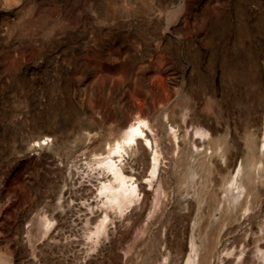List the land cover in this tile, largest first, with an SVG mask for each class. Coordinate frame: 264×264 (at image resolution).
Returning <instances> with one entry per match:
<instances>
[{
  "label": "rangeland",
  "instance_id": "rangeland-1",
  "mask_svg": "<svg viewBox=\"0 0 264 264\" xmlns=\"http://www.w3.org/2000/svg\"><path fill=\"white\" fill-rule=\"evenodd\" d=\"M136 120L153 150L124 162L148 193L104 205L97 145ZM242 123L264 126V0H0V264H201L180 180L241 150ZM262 158L206 264H264L237 241L264 229Z\"/></svg>",
  "mask_w": 264,
  "mask_h": 264
},
{
  "label": "bare ground",
  "instance_id": "bare-ground-1",
  "mask_svg": "<svg viewBox=\"0 0 264 264\" xmlns=\"http://www.w3.org/2000/svg\"><path fill=\"white\" fill-rule=\"evenodd\" d=\"M207 100L215 101V98L208 97ZM114 127L117 128L116 125ZM247 127L248 125L246 123L243 127L245 144L244 146L242 145L243 147L241 150H236V152H234L231 156H226L228 154L220 152L217 156L214 155L216 156L215 159L212 158L211 155V158L214 159L212 164L207 163V160L205 161L207 155L203 156V153L196 156L194 160V157H191L193 161L190 160L192 162L188 163L187 170L185 173L183 172L184 174L181 177L182 180L180 181L183 182L182 185L185 184V189L182 190L180 195L187 207V216L189 217L193 214V211L196 212L194 226L199 229L197 241L199 242L198 248L201 250V264H206L207 255L213 248L211 241L212 236L215 233L217 235V232L221 230L220 226H225L227 230L232 229L233 226L241 220L242 214H244V212L248 210L254 202H257L256 199L259 194L258 191H260V180L255 177V171L257 167H261L263 163L262 154H264V145L261 141L264 136V126H253V129H247ZM46 139H48V137ZM106 140L109 142H105ZM106 140L104 139V142L101 140L99 144L97 143L98 151L95 148L97 151L95 156L97 155L102 159L101 161L99 160L100 178L97 179L98 194L104 197V205L117 203L118 207L122 209L123 206L125 207L127 204L130 205V203L134 202L135 198L141 195V190L145 194H147L149 190V187L145 188V185L143 186L144 183L141 184L137 182L138 179L135 175L138 173L136 172V169L138 170V166H136L137 168L135 169V165L133 167H129V163L127 167L124 161L126 158L128 159L132 156L131 153L141 152L143 154L142 156H148L150 154L148 149L153 150V144L139 120L133 122L129 121V124L127 123V125L126 123L123 124V126L118 130L117 137L114 139V142H110V139ZM45 142V140H40L36 145H41ZM185 152L188 154L187 151ZM197 154L199 153L197 152ZM136 157H138V155ZM158 157L159 155H156L155 153L151 156L150 161L148 160V164L150 163V167L152 169H150L151 174L156 169L155 166L159 163ZM204 157L206 158L204 159ZM130 159L131 158H129V160ZM181 159L184 160V157ZM143 160L145 161L146 159ZM144 163L147 164L146 162ZM182 163H184V161ZM207 170H210L208 175L204 173ZM261 171L262 170H260V172ZM154 173L152 175H154ZM197 173L199 175L197 176L198 179L196 178ZM194 178L197 179L195 180V184L193 182ZM234 184H237V186H243V193L241 192V195L231 196L229 194L231 191L229 187ZM147 185L149 186V184ZM85 191L88 192L89 188H85ZM181 203L183 202L181 201ZM104 217H106V214H104ZM194 226L193 229L195 228ZM256 227L258 229H255ZM256 227L251 229L249 237L244 235V237L238 239L237 241H243L247 247L257 250L263 254L264 229H262V227L259 228V226ZM189 245L193 247L195 245V241L193 239L190 240ZM243 247L246 248L245 246Z\"/></svg>",
  "mask_w": 264,
  "mask_h": 264
}]
</instances>
